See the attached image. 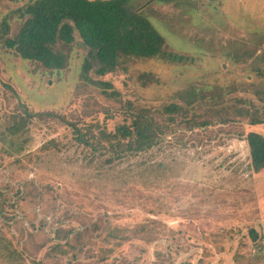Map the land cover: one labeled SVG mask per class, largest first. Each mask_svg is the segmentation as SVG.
Here are the masks:
<instances>
[{
	"label": "rangeland",
	"instance_id": "obj_1",
	"mask_svg": "<svg viewBox=\"0 0 264 264\" xmlns=\"http://www.w3.org/2000/svg\"><path fill=\"white\" fill-rule=\"evenodd\" d=\"M32 1L0 0V19ZM128 6L143 10L169 52L190 59L135 60L102 77L139 109L182 106L147 155L118 158L109 143L86 148L68 123L49 117L26 135L7 133L21 105L113 130L124 104L81 87L80 44L54 73L0 46V264H9L8 248L21 252L18 264H264V170L250 169L245 140L264 134V124H248L255 108L264 110V0ZM21 23L11 20V35ZM143 73L159 83L142 87ZM191 90L201 96L189 107ZM67 242L75 249L52 253Z\"/></svg>",
	"mask_w": 264,
	"mask_h": 264
},
{
	"label": "trees",
	"instance_id": "obj_2",
	"mask_svg": "<svg viewBox=\"0 0 264 264\" xmlns=\"http://www.w3.org/2000/svg\"><path fill=\"white\" fill-rule=\"evenodd\" d=\"M131 1L34 0L16 10L13 15L0 19V46L21 60L42 67L48 73L65 70L69 63V53L74 46L80 44L85 53L79 71L81 87L93 88L108 100L124 104V120L113 130L98 121L80 127L78 123L65 122L58 114L31 113L26 106L21 105L23 111L14 115L13 124L6 127L7 133L19 137L26 135L37 117H49L61 120L62 124L68 123L79 145L96 150L109 143L117 151L118 158L147 155L157 147L164 139L160 137L181 113L182 106L170 103L158 110L139 109L132 101L125 103L122 92L113 82L102 77L127 71L130 62L135 60L183 63L190 59L169 52L165 39L156 31L143 10L128 6ZM14 17L22 23L18 32L11 35V20ZM138 81L142 87L159 83V79L150 73L139 75ZM187 95L188 101L185 102L189 107L201 96L197 90H191ZM248 124L263 125L264 110L255 108ZM200 125L207 126L208 123ZM245 140L250 169L259 173L264 170V134L249 132ZM112 162L113 160H107L103 165ZM143 163L147 167L145 170L152 167L147 160ZM0 230L3 231L2 228ZM249 233L253 242L258 243V232L251 229ZM67 235L68 232L66 238ZM71 246L70 242L65 246L58 244L52 253L67 255ZM72 248L75 249L73 246ZM8 250L3 255L4 261L9 264L23 261L18 248L15 251Z\"/></svg>",
	"mask_w": 264,
	"mask_h": 264
}]
</instances>
